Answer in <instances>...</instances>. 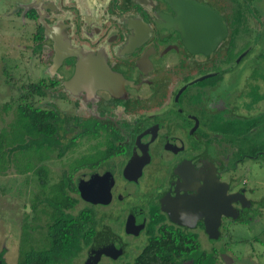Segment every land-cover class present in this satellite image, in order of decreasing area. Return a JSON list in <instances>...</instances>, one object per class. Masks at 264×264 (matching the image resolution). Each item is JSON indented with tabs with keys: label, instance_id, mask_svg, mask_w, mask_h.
<instances>
[{
	"label": "flooded vegetation",
	"instance_id": "af4514ba",
	"mask_svg": "<svg viewBox=\"0 0 264 264\" xmlns=\"http://www.w3.org/2000/svg\"><path fill=\"white\" fill-rule=\"evenodd\" d=\"M12 1L5 13L31 27L32 52L48 61L36 96L55 101L50 109L29 103L57 117L60 145L83 144L74 165L35 193L38 224L47 226L54 196L73 204L64 214L92 216L79 264L91 246L95 264H134L163 228L215 243L233 223L251 225L261 216L263 191L251 197L264 186L257 177L264 172V57L238 41L241 26L250 36L258 26L241 0ZM183 2L212 12L218 28L188 15ZM58 49L74 54L52 68ZM77 63L83 76L67 89ZM57 185L66 201L51 194Z\"/></svg>",
	"mask_w": 264,
	"mask_h": 264
},
{
	"label": "rangeland",
	"instance_id": "374dc122",
	"mask_svg": "<svg viewBox=\"0 0 264 264\" xmlns=\"http://www.w3.org/2000/svg\"><path fill=\"white\" fill-rule=\"evenodd\" d=\"M10 1L12 0H0V106H8L7 110H0V133L4 135L7 144L13 143L15 138L18 139L14 127L10 124L15 117V108L21 104L22 100H28L34 107L41 109H50L48 104L55 102L49 94L39 99L36 94H32V97L27 96L29 92L25 87L29 84H36L40 77L45 76L43 69L48 61L44 59V54L43 58L37 60L36 54L32 52L31 27L22 29L18 22L13 21L7 16L8 13H5L4 10L7 4L11 3ZM90 2L93 3L92 0ZM241 3L247 11L244 14H251L258 26L254 28L251 36L246 34V27L241 26L243 31L238 41L245 45L246 42L249 44L246 48L248 52L256 53L260 49L259 51H262L264 57V0H241ZM8 19L11 20V23L8 22ZM252 24L253 22H247V27ZM66 104L68 105V103ZM14 143L19 144L20 142L15 141ZM82 150L83 144L80 143L69 149L60 158L56 157V152H50L48 158L41 162L33 160V168L45 165V169L49 172L46 184L52 185L58 181L60 174H64L67 169L66 165H74L75 161L73 162L72 159L79 157ZM15 154L19 155V152L16 151ZM21 167V164L11 158L10 164H7L5 169L0 168V250H5L3 255L5 264H16L17 262L22 225L28 226L26 231L34 249L39 250L46 247L45 221L42 220L38 224L36 221L38 215L35 212L39 207L30 208V205L33 204H31L33 196L38 191L36 177L30 171L24 175L16 173L15 169ZM257 177L264 178V172H259ZM262 187L253 190L251 197L253 200H257L262 191L264 195V186ZM45 190L41 189V192ZM56 193L53 191L51 194L56 195ZM33 202L38 203V198ZM43 219L45 220L44 216ZM251 223V225L233 223L228 237H222L215 243L203 235H198L199 251L211 254L212 257L215 256L216 264H264V244L261 246L253 239L258 240L259 238L264 242V207L261 216ZM211 246H214L216 250L213 251ZM222 250L224 252H220ZM225 254L229 258L227 262L220 259V256ZM78 261L80 258H74L65 264H79ZM182 264L189 263L183 262Z\"/></svg>",
	"mask_w": 264,
	"mask_h": 264
},
{
	"label": "trees",
	"instance_id": "16d2710c",
	"mask_svg": "<svg viewBox=\"0 0 264 264\" xmlns=\"http://www.w3.org/2000/svg\"><path fill=\"white\" fill-rule=\"evenodd\" d=\"M25 88L29 92L27 96L42 94L36 84H29ZM7 108L8 106H0V110L5 111ZM57 123V117L51 113L33 109L28 100H22L21 104L16 106L15 117L10 124L14 127L18 139L15 138L13 143L7 144L4 135L0 133V168L5 169L13 158L21 164V168H24L15 169V172L24 175L30 171L36 177L37 185L43 189L47 171L44 168H33L32 161H42L54 150L57 151V157H60L64 151L73 147L71 140L60 145L58 139L54 137ZM15 141L20 143L16 144ZM16 151L19 155L15 154ZM62 190L61 185L54 189L60 196ZM36 197L34 194L33 201ZM33 201L30 205L32 209L35 207ZM72 205L59 202L56 196L48 202L52 211L44 233L46 242L44 249H34L26 231L28 226H21L16 264H64L76 258L82 247L89 243L94 223L88 212H79L76 216H68L62 212L70 209ZM4 251L0 250V264H5ZM185 260H190L191 264H216L215 256L199 251V242L195 235L163 228V234L148 240L140 255L134 260V264H179Z\"/></svg>",
	"mask_w": 264,
	"mask_h": 264
},
{
	"label": "water",
	"instance_id": "95a60500",
	"mask_svg": "<svg viewBox=\"0 0 264 264\" xmlns=\"http://www.w3.org/2000/svg\"><path fill=\"white\" fill-rule=\"evenodd\" d=\"M182 6L184 7V10H186V12H188V15L189 14L192 15L194 13V14H196L199 17L200 20H204L205 19V20H208L210 22L215 20L216 23H217V28H218V22H219L218 18L212 12H209L208 10H206L204 7L198 6V5L194 4V3L190 4V3H187V2H183ZM189 46L192 47L191 44H189ZM189 46H187V47L190 50ZM195 48L198 49V50H201V48L197 47L196 45H195ZM63 53H65V54H63ZM71 54H74V53L70 52L69 54H67V52H64L62 49L61 50L60 49L56 50V54L54 55V57L52 59V62H51L52 63L51 67L52 68L55 67L56 65L61 63L62 59L65 58L66 55H71ZM82 71L83 70H82L81 64L77 63L74 75L72 76V78L69 81L64 82V84H63L64 87L67 88V89H71V86L73 87L74 84L80 83L81 78L83 76V72ZM96 86H98V85H96ZM227 208L228 209L230 208L229 203H228ZM170 219H171V221L174 224L187 225V226L191 227L189 224L182 223V222H177L176 220H174L172 218H170ZM210 221L208 219H205L204 220V227H205V232L208 235V237L210 239H213L214 238V235H212L213 226H212V224H210ZM95 251L96 250L93 249L92 246H91V248L87 251V259H86L84 264H95L96 259H97V257H96L97 256V252H95ZM224 260H225V262H227L226 259H224Z\"/></svg>",
	"mask_w": 264,
	"mask_h": 264
}]
</instances>
